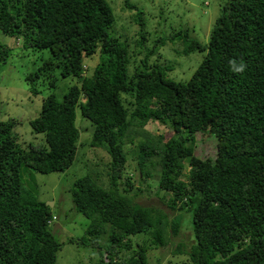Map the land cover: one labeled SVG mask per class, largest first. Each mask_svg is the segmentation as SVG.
Listing matches in <instances>:
<instances>
[{
	"label": "trees",
	"instance_id": "16d2710c",
	"mask_svg": "<svg viewBox=\"0 0 264 264\" xmlns=\"http://www.w3.org/2000/svg\"><path fill=\"white\" fill-rule=\"evenodd\" d=\"M124 7L135 11L134 44L146 52L132 69L131 42L113 30L107 0H0V33L48 53L24 77L30 94L38 95L39 85L56 90L59 77L75 80L60 99L54 92L44 97L28 120L33 133L43 135L41 144L20 145L13 131L19 120L0 121V264H56L62 246L52 231L57 217L35 197L34 185L25 188L24 175L64 172L78 146L109 158L108 185L97 171L70 189L74 211L89 225L68 243L96 248V264H148L149 248L172 243L186 216L191 245L177 243L174 250L186 261L264 264V0H222L205 39L186 26L156 38L151 49L144 46L150 34L144 13L130 0ZM159 50L162 57L171 51L203 58L188 79L175 80L172 57L149 61ZM11 51L0 44V65ZM96 54L87 76L84 60ZM76 109L84 121L76 120ZM85 121L92 127L86 144L80 135L89 129L79 126ZM149 123L170 135L151 133ZM126 144L135 153L131 175ZM134 172L142 182L156 180L172 215L135 202L142 190L133 192ZM135 235L148 236V244L134 245Z\"/></svg>",
	"mask_w": 264,
	"mask_h": 264
},
{
	"label": "rangeland",
	"instance_id": "374dc122",
	"mask_svg": "<svg viewBox=\"0 0 264 264\" xmlns=\"http://www.w3.org/2000/svg\"><path fill=\"white\" fill-rule=\"evenodd\" d=\"M107 1L115 16L113 30L122 40L126 38L131 42L129 43V49L134 54L133 60H131L132 69L133 65H139L146 55L144 50H141L134 44V40L138 39V32L140 30V26L132 20L135 11L126 9L124 7V0ZM130 2L135 4L145 15V28L150 34L146 36L144 46L146 49H151L156 38L168 36L178 29L186 30L187 27H190L191 35L198 39H205L215 19L220 14L222 0H130ZM0 44L12 48V55L7 63L0 65V121L17 118L19 123L13 129L17 142L23 146L31 144L35 147L41 144L44 138L42 134L33 133L28 120L39 114L44 97L54 92L60 99L63 93L70 86L74 85L75 80L74 78L59 77L57 78L56 90L50 91L47 87L39 85L37 87L39 94L31 95L24 77L34 72L41 64V57H47L48 53L26 49L20 41L2 33H0ZM160 50L150 57L149 61L151 62L155 58L158 61H163L164 57H172L171 63L175 67L169 73V77L175 80L188 79L203 58V54L200 53L177 55L171 51H168V53L164 52L165 55L162 57L159 55ZM173 59L176 61H173ZM84 61L85 74L90 76L98 62V55L96 54L91 59L87 58ZM76 111V120L82 122L83 119L78 109ZM83 124L79 126H85V128L89 129V135L81 134L80 141L86 144L90 141L92 127L87 121L83 122ZM146 129L154 134L168 135L164 127L155 123H149ZM197 140L196 153L202 154L205 150L202 148L200 135H197ZM87 148L89 147L78 146V151L72 165L64 172L47 175L32 172L31 175L30 173L24 175V182L26 181L24 184L25 188L29 190L34 185L36 187L35 192H33L35 197L48 206L50 205L49 202L53 204L49 207L57 219L53 222L52 231L59 243L62 244L61 250L56 257V264H96L99 260L96 248L76 246L75 244L68 243L70 238L74 240L80 239L89 225L88 220L82 215L77 214L73 209L70 197V189L73 182L86 175L95 179L94 177L97 176V171H99V182L104 183L105 186L109 184V177L106 174L107 163L109 162L108 156L101 149ZM125 150L128 155L127 168L129 175H131V172L134 170L133 168L136 167V161L133 159L135 156L134 148L126 144ZM140 179L142 177L138 175V172H134L130 181L133 192L139 193L137 190H142L134 198L135 202L142 206L161 208L172 215L173 213L167 209V205L163 202L167 200L161 198L166 193L162 191L158 193L156 180L150 178L142 182ZM123 180L124 178L121 179L122 182ZM183 220L184 227L176 237L172 238V243L165 248H149L147 252L148 264H192L188 259V261L185 260L187 256L184 254L177 255L174 253L177 243L186 245L184 249H187L191 245L192 230L190 224L186 222L189 218L186 216ZM130 238L134 245L136 243L148 244L149 242V237L146 235H135ZM103 253L105 252L101 251V254Z\"/></svg>",
	"mask_w": 264,
	"mask_h": 264
},
{
	"label": "clouds",
	"instance_id": "9594fccd",
	"mask_svg": "<svg viewBox=\"0 0 264 264\" xmlns=\"http://www.w3.org/2000/svg\"><path fill=\"white\" fill-rule=\"evenodd\" d=\"M239 70H242V67H241V69H239ZM84 71H85V67H84Z\"/></svg>",
	"mask_w": 264,
	"mask_h": 264
},
{
	"label": "water",
	"instance_id": "95a60500",
	"mask_svg": "<svg viewBox=\"0 0 264 264\" xmlns=\"http://www.w3.org/2000/svg\"><path fill=\"white\" fill-rule=\"evenodd\" d=\"M49 204L52 206L53 204L51 202H49Z\"/></svg>",
	"mask_w": 264,
	"mask_h": 264
},
{
	"label": "bare ground",
	"instance_id": "6f19581e",
	"mask_svg": "<svg viewBox=\"0 0 264 264\" xmlns=\"http://www.w3.org/2000/svg\"><path fill=\"white\" fill-rule=\"evenodd\" d=\"M50 206V205H49Z\"/></svg>",
	"mask_w": 264,
	"mask_h": 264
}]
</instances>
